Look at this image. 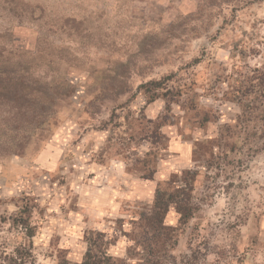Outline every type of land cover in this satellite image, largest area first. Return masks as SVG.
I'll use <instances>...</instances> for the list:
<instances>
[{
  "label": "rangeland",
  "instance_id": "374dc122",
  "mask_svg": "<svg viewBox=\"0 0 264 264\" xmlns=\"http://www.w3.org/2000/svg\"><path fill=\"white\" fill-rule=\"evenodd\" d=\"M230 2L232 0H163V2L161 0H91L94 11H90L86 20L82 21V28L78 33V35L87 34L88 43L82 45L83 56L75 55L67 47H60L67 49L65 62L48 69V61L32 59L33 62H29V56L44 48L45 53L48 52V57L51 45L47 37L54 34L50 25L70 35L72 32L68 30L66 23L72 18H66L62 13L71 11L74 7L79 8L81 5L76 4L75 0H0V53L5 56L12 53L15 58H19L16 62L23 64L22 69L32 75V78L51 82L56 76L60 92L66 93L72 89L70 95L66 93L64 96H59L55 121L51 126L45 127L42 140L36 139L35 143L30 140L29 145L37 160L45 164L55 163L58 172H63L65 165L68 167V172L75 175H81L87 169L84 179L79 181L86 190L90 189L88 195L84 197L83 204L87 212L81 219L79 194L72 198L71 204H68L70 211L66 212L64 204H60L55 212L48 211L53 204L63 199V194L57 189L63 187L67 181L59 175L54 176L52 180L45 179L50 175L46 168H41L40 173L34 172L32 175L35 183L30 182V187L31 191L37 192V195L22 196L29 211L31 208H38L41 219L47 213L50 220L56 221L54 224H46L42 227L55 228L63 233V238L71 247L62 249L59 254L64 252L66 255H71L76 251V244L85 245L84 234L98 231L94 225L103 221L106 226L111 227V234L105 231L98 232L111 236L113 245L110 253L114 257L124 258L125 248L132 244L119 231L129 232L128 220L131 211L142 210L150 205L154 197H149L147 194L142 176L133 177L131 180L125 176V182L120 184L118 189L115 183L109 185L108 182L111 180L109 170L103 168L95 170L89 167L92 164L87 158L89 148L85 147L81 150L82 141L95 134V137L87 140L89 146L107 143L113 138L116 129L122 126L121 117H123V123L128 125L125 132L132 128L135 122H140L136 125L139 127L137 134L143 133V139L151 136L153 144L165 145L172 157L182 160L188 157L192 161L193 149L190 151L188 145L197 141L194 139L197 130L204 133L210 124L202 125L201 119L204 118V114L208 113L212 118H219L217 114L219 108L213 111L212 107L208 106L207 110L198 112L197 101L189 98L182 107H187L194 115L182 122L180 117L174 118L171 113V105L179 102L177 97L183 93L182 88L168 89L163 93L156 91L146 93L142 88L145 83H140L135 85L134 91L135 79H140L145 74H156L159 69L164 73L159 80L162 83L161 88L166 87L169 81L176 79L178 74L182 73L191 77L188 87L193 89L194 85L208 80L210 74L212 79L208 94L219 89L221 84H227L231 91V95L225 92L223 95L214 96V100L221 104L234 103L235 100L238 102L239 99L244 98L243 96H248L243 103L246 112L251 119L260 120L262 113L255 109V106L259 105L256 101L257 95L252 93L245 95L246 88H243V92L238 91L242 88L241 82L252 77L255 70L251 69L252 74L249 75L248 72L243 71L249 66L241 62L260 56L261 49L255 46L249 47L252 41L251 39L245 41V33H241L240 38H235L236 28L232 27L235 24V17L231 21L221 19L219 27L212 31L216 20L220 18V13L215 10L221 9L222 5ZM193 6L194 10H190ZM129 27H136L137 32L125 34V29ZM201 36L203 40H199ZM121 40L124 41L123 44L119 43ZM176 41L180 42L176 43ZM193 41L198 42L193 43ZM255 43L260 44L261 41L256 40ZM89 45L95 48L90 55H88ZM122 49L127 51V59L120 58ZM192 53H196V56L188 59ZM222 53L227 54L228 60L220 59ZM143 59H150L152 63L144 64ZM93 60L95 62H92ZM177 61L181 63L176 71H170V66L175 65ZM73 72L80 77L79 80L72 75ZM184 75H179V79L183 80ZM116 76H118L117 80L114 79ZM70 80H76V84L70 85ZM123 81L126 86L125 92L118 97L113 96L114 87H119L120 82ZM84 84L87 86L84 87ZM81 87L84 89L83 92L80 91ZM198 95L200 94L193 89L192 96ZM87 96H91V99L82 98ZM151 96L154 97L153 102L150 101ZM161 96L162 98L165 96V100H168L164 114L158 122L149 120L147 124H143L146 119L144 112ZM249 97L251 100L248 99ZM141 98L144 103L139 108V115L130 121L133 116V105L139 104ZM74 104H78L79 107H74ZM4 117L3 111L0 110V122ZM92 121L97 122L92 123ZM149 124L152 125L151 129L148 127ZM164 127L172 131L165 133L161 130ZM104 132L109 133L108 138L103 142L99 141L98 137ZM231 135L230 128L225 125L222 141L225 136L230 138ZM129 138L135 139V136ZM4 157H0V160ZM79 157H84L82 165L79 164ZM60 161H64V164ZM35 167L40 165L36 164ZM115 167L119 166L115 165ZM206 171L210 172L211 168H206ZM216 175L218 178L219 171ZM152 179H155L154 174ZM212 180L213 177L207 174L203 180L198 177L193 191V194L197 195L192 194L198 211L184 226H180L177 220L171 218V213L166 217V224L175 228L177 242L166 257L161 258L162 264H203L210 241L200 239L197 244L196 240L202 234L204 218L213 222L217 217V211L210 203L213 194ZM56 181L59 183L57 184ZM0 183H3L2 179ZM41 200L44 201L43 208H39L36 203ZM64 203L67 201L65 200ZM106 210L112 215H101ZM4 220V217H0V222ZM81 224L90 226L81 228ZM231 228V224L227 225V230L230 231ZM211 235L212 233H209V236ZM54 240L59 242L61 236H55ZM132 249L135 250L132 254H137L138 250L134 246ZM127 264L138 263L133 259Z\"/></svg>",
  "mask_w": 264,
  "mask_h": 264
},
{
  "label": "clouds",
  "instance_id": "9594fccd",
  "mask_svg": "<svg viewBox=\"0 0 264 264\" xmlns=\"http://www.w3.org/2000/svg\"><path fill=\"white\" fill-rule=\"evenodd\" d=\"M75 3L81 5V7H74L71 11L62 14L66 18L70 17L80 23L86 20L89 12L94 11V8L91 0H75ZM190 10H194V6ZM215 11L220 13V18L216 20L212 31L219 27L221 19L231 21L235 17V24L232 25L236 28L235 38L238 39L241 33H245V41L247 42L249 39L252 41L248 46L261 49L260 56L241 62L249 66L244 68L243 71L251 75V69L264 70V0H232V2L222 5L221 9ZM50 27H53L54 34H50L47 39L53 48L67 47L75 55L83 56L82 45L88 43L86 33L77 35L73 31L69 35L59 31L55 26L50 25ZM136 32V27L125 29V34ZM199 40H203V36L199 37ZM256 40L261 41V43L256 44ZM179 42L176 41V43ZM196 42L198 41H193V43ZM119 43L123 44L124 41L121 40ZM94 51L95 48L89 45L88 55ZM127 55V51L122 49L120 58L127 59ZM195 56L196 53H192L188 59ZM154 58L162 59L160 57ZM220 59L228 60L227 54L222 53ZM142 62L151 64L152 60L143 59ZM180 63L181 61H177L175 65L170 66L169 70L175 72ZM163 74L157 69L156 74H145L142 78L135 79L133 90L135 91V85L137 84L161 80ZM72 75L76 76V80L80 79L75 72ZM179 75L184 74H178L177 78L169 81L166 87L155 90L158 93H163L172 88L179 87L183 89V93L177 97L179 102L171 105L173 117H180L181 121L184 122L193 116L194 113L189 112L187 107H182L186 100L192 98L197 101L196 111L198 112L207 110L208 106H211L213 111H217V108H219L217 112L219 118L210 123L204 133L197 130L194 134L195 140L203 142L216 141L218 137L220 139L224 132L225 125L232 132L230 138L225 136L219 146L214 148L216 164L211 167L210 172L206 171L207 163L205 161L208 160L207 156L202 158L201 161L203 162L197 161L195 164L188 157L183 160L174 158L169 155V150L165 145L153 144L151 136L143 139V133L137 134L139 133V127L136 125L140 122H135L133 127L125 132L128 125L123 123V117H121L122 126L116 129L113 138L108 140L107 143L89 146L87 140L95 137V134H92V136L81 142L80 149L89 148L87 158L92 161L89 167L95 170L101 168L109 170L111 180L108 183L109 185L115 183L117 189L120 184L125 182V176L131 180L133 177H148L150 175L151 178H145L144 182L149 197H155L158 189L168 191L169 189L186 187L180 179L184 175V169L198 168L201 180L204 179L206 174L210 175L213 177L211 181L213 194L210 203L216 209L217 217L213 222L204 218L202 234L196 240L197 244L200 239L210 241L203 264H264V121L251 119L243 103L221 104L219 101L214 100V96L223 95L225 92L231 95V91L227 84H221L219 89L208 94L212 79L210 74L208 80H203L193 86L194 91L200 94L196 97L192 96L193 89L188 87L191 77L184 75V79L180 80ZM76 80H70L69 84H76ZM86 86L87 84H84V87ZM83 90V87H81L80 91L83 92ZM82 98L91 99V96ZM248 99L251 100V97ZM143 103L144 100L141 98L139 104L133 105V116L130 121L139 115V108ZM165 104L166 100L162 96L155 99V102L149 105L144 112L146 119L143 124H147L149 120L158 122V119L165 112ZM73 106L79 107L78 104ZM96 122L92 121V123ZM148 127L151 129L152 125L149 124ZM161 130L165 133L172 131L167 127ZM9 135H12V133H9ZM108 136L109 133L104 132L98 139L103 142ZM131 136H135V139H130ZM29 139L35 143L36 136L25 134V138H18L13 150L0 160V179L3 180V183H0V189H2L0 191V217L5 218L4 221L0 222V264H60L58 254L62 249H68L71 246L65 241L63 233L58 229L42 227L46 224L56 223V221L50 220L47 213H45L43 219L38 214V208H31L30 212L25 213L26 201L22 199V196L37 195V192L31 191L30 182L35 183L32 180V175L34 172L40 173L41 168H46L50 175L45 179L52 180L54 176L59 175L67 181L63 187L57 189L63 194V199L53 204L48 211L55 212L60 204H64L66 212L70 211L68 204H71L72 198L79 194L81 219H83L87 212V209L83 207L84 197L88 195L90 189L86 190L79 184V181L84 179L87 169L83 174L75 175L69 173L68 167L65 165L63 172H58L55 163L45 164L35 158V154L29 145ZM195 147V142L188 145L190 151ZM78 161L82 165L84 157H79ZM60 163L64 164V161H60ZM36 164H39L40 167H35ZM115 165L119 167L116 168ZM77 171L79 172V166ZM217 171H219L218 178ZM173 173L176 174L180 182H172ZM153 174L155 179H152ZM74 175L75 178H73ZM56 183L58 184L59 181H56ZM53 187L55 188V185ZM65 200L67 203H64ZM36 203L39 208L45 206L43 200ZM169 213H171V218L180 221L182 213L176 211L174 203L168 206L165 217H168ZM101 215L110 216L112 213L106 210ZM17 217L24 222L13 227V219ZM229 224L232 225L230 231L227 230ZM89 226L81 224V228ZM94 227L98 231L111 234V227L106 226L103 221L95 223ZM30 228L35 232L32 236L28 234ZM125 229H128L127 224ZM209 233H212V235L209 236ZM57 235L61 236L59 242L54 240ZM18 249L30 253V255H20ZM75 249L76 251L71 255H67L66 259L76 261L79 264L86 246L76 244Z\"/></svg>",
  "mask_w": 264,
  "mask_h": 264
},
{
  "label": "trees",
  "instance_id": "16d2710c",
  "mask_svg": "<svg viewBox=\"0 0 264 264\" xmlns=\"http://www.w3.org/2000/svg\"><path fill=\"white\" fill-rule=\"evenodd\" d=\"M67 22L68 30L70 32L75 31L78 35L82 28V21L77 23L73 19H68ZM50 47L48 57V52L45 53L46 49L40 48L34 55L29 56V62H33L32 59L48 61V69L65 62L66 55H68L67 49ZM0 54V110L5 115L0 122V157H2L12 151L18 138H25V134L36 136L38 141L42 140L45 127L51 126L55 121L60 101L59 96H64L66 93L70 95L72 89L62 93L57 86L58 78L56 76L52 78L51 82L32 78V75L22 69L23 64L16 62L19 58H15L12 53L6 56L2 52ZM114 79L117 80L118 76ZM120 84L119 87H114L113 96L118 97L125 92L124 81ZM161 87L162 83L155 80L142 86L146 93L153 92ZM241 87L239 91L237 90L238 92H243V88H246L245 95L251 93L257 95L256 101L259 105L255 106V109L262 113L260 120L264 121V70L255 69L252 77L241 82ZM163 97L165 99V96ZM243 97L238 102L235 100V102L244 103L248 96ZM150 101H154L153 96L150 97ZM214 119L216 118H212L210 114L205 113L201 123L202 125L209 124L214 122ZM9 133H12V135H9ZM222 139L221 135L220 139L218 137L216 141L203 142L197 140L195 142L196 147L192 151V162L195 164L197 161H201L204 156H207L206 168L214 166L216 156L214 148L219 146ZM183 174L180 179L186 187L169 189L168 191L158 189L150 205L139 211H131L128 220L129 232L119 231L132 244V246L125 248L124 258L114 257L110 253V248L113 245L111 236L98 231H89L83 236L86 250L79 264H127L133 259H136L138 264H162L161 258L166 257L177 242L175 228L168 226L165 222L168 206L174 203L176 211L182 213L181 219L178 221L180 226H184L198 211L192 194L200 176L199 169H186L183 170ZM142 178L144 180L145 178L150 179L151 176H142ZM175 181L180 182L176 174L173 173L172 182ZM24 211L25 213L30 212L27 206H25ZM22 222L24 221L19 217L14 218L12 226L16 227L17 224ZM28 234L30 236L34 235V230L30 228ZM115 234L116 232H114ZM133 246L138 250L135 254L137 258L132 254ZM17 251L20 255H30V253L22 252L19 249ZM66 256L64 252L58 255L60 264H77V262L67 260Z\"/></svg>",
  "mask_w": 264,
  "mask_h": 264
}]
</instances>
